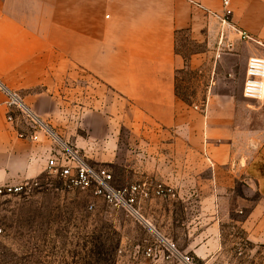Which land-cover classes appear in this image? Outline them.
Here are the masks:
<instances>
[{
  "label": "crops",
  "instance_id": "crops-1",
  "mask_svg": "<svg viewBox=\"0 0 264 264\" xmlns=\"http://www.w3.org/2000/svg\"><path fill=\"white\" fill-rule=\"evenodd\" d=\"M222 10L221 0H0V80L51 131L19 138L0 91V185L41 178L52 153L69 144L117 188L151 180L171 189L142 202L145 223L127 213L125 261L148 260L143 250L155 247L148 264H209L222 254L221 215L231 213L244 215L248 241L264 244V125L243 95L247 61L264 51L226 31L240 92L212 88L204 112L177 93L182 70L203 54L221 59L214 13ZM232 11L241 31L264 42V0H233ZM182 32L205 40V53L187 62L177 50Z\"/></svg>",
  "mask_w": 264,
  "mask_h": 264
},
{
  "label": "rangeland",
  "instance_id": "rangeland-1",
  "mask_svg": "<svg viewBox=\"0 0 264 264\" xmlns=\"http://www.w3.org/2000/svg\"><path fill=\"white\" fill-rule=\"evenodd\" d=\"M249 36L252 39H243L249 42L245 45H252L256 53L264 51V42ZM233 42L234 38L230 44ZM222 47L223 55L217 62L216 54H203L207 43L202 38L194 39L188 32L180 33L177 38V50L187 62L194 54H203L197 67L189 66L179 73L177 84L179 96L202 112L212 88L217 86L221 92L239 93L242 87L240 61L231 54V45L223 43ZM0 83L8 87L1 80ZM8 88L25 101L20 90ZM251 101L258 124L264 125V102ZM7 116L8 109L6 120L10 123ZM37 180L40 184L28 192L0 195V264H148L150 259L136 257L135 261L132 254L130 259L134 261H125L120 237L132 220L126 211L111 206L91 190L68 189L56 174L48 172ZM20 183L7 182L0 187ZM236 192H242L241 185ZM233 200L230 197L223 202L232 205ZM243 216L221 215L222 254L209 264H264V244L255 245L246 239L238 223ZM136 251L141 252V249ZM194 263L199 264V261L194 260Z\"/></svg>",
  "mask_w": 264,
  "mask_h": 264
},
{
  "label": "built area",
  "instance_id": "built-area-1",
  "mask_svg": "<svg viewBox=\"0 0 264 264\" xmlns=\"http://www.w3.org/2000/svg\"><path fill=\"white\" fill-rule=\"evenodd\" d=\"M221 3L222 13H214L221 23L219 43L223 44L224 41H229L228 32H226L229 30L240 35L242 39H252L233 23V0H221ZM195 5L203 8L200 4L195 3ZM0 89L5 95L4 105L8 109V121L19 128V138L36 140L39 132L51 133L49 126L16 91L1 83ZM243 95L247 99L264 102V55L254 54L249 57ZM195 108L197 109L198 106ZM47 165L48 171L58 175L68 189L91 190L95 196L102 197L111 206L123 209L130 216L143 223H145V219L141 214L142 202L155 196L165 197L171 192V189L165 184L151 180L117 188L113 185L112 175L106 168L88 163L69 144H62L55 150L48 159ZM39 184L38 180H33L18 185H6L3 188L0 187V195L5 192H28ZM174 249V245H170V250L173 251ZM143 252L148 259H154L156 256L155 247H147ZM172 256H174L173 252L164 258L170 261ZM182 259L190 263L188 257L182 256Z\"/></svg>",
  "mask_w": 264,
  "mask_h": 264
},
{
  "label": "trees",
  "instance_id": "trees-1",
  "mask_svg": "<svg viewBox=\"0 0 264 264\" xmlns=\"http://www.w3.org/2000/svg\"><path fill=\"white\" fill-rule=\"evenodd\" d=\"M180 97H181L183 100H185L184 97H182V96H180ZM185 101H186V100H185Z\"/></svg>",
  "mask_w": 264,
  "mask_h": 264
}]
</instances>
